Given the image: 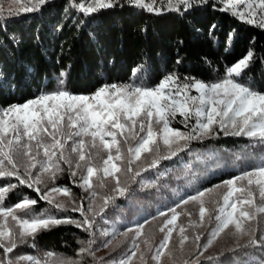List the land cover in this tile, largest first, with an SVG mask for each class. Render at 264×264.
<instances>
[{"label":"trees","instance_id":"16d2710c","mask_svg":"<svg viewBox=\"0 0 264 264\" xmlns=\"http://www.w3.org/2000/svg\"><path fill=\"white\" fill-rule=\"evenodd\" d=\"M83 2L85 0H47L39 11L19 15H10L19 9L0 11V108L24 103L59 87L73 94H91L111 83L153 86L173 72L182 78L191 76L211 83L223 77L226 67L233 65L250 48L255 60L239 79L264 91V29L220 11L221 0H194L193 7L186 11H164L159 15L136 8L127 0H119L116 7L85 15L73 7L74 3ZM182 119L177 115L172 126L186 132L195 121H188L186 128ZM217 133L213 137L191 140L170 159L160 158L169 155L160 143L159 153L145 154L139 167L137 163L129 165L127 159L119 161L123 169L119 178L129 191L125 196H116L103 212L101 208L95 212L99 214L95 215L92 238L96 243L93 246L98 242L95 233L105 223L124 232L139 219H147L150 222L143 228V240L147 239L148 247L154 250L163 234L159 228L171 215L159 216V212H168L182 197L221 185L264 160V142L258 138L225 135L219 130ZM126 145L129 143L123 145V150ZM154 158H160L159 163L149 167ZM61 166L64 171L57 175L54 185L48 176L42 177L41 190L47 191L53 186L68 187L76 204H83L86 210V193L78 186L79 175L74 183L68 165L62 163ZM20 170L23 173L22 167ZM137 171L138 176L135 175ZM93 180L98 194L114 196L105 187H99L96 178ZM9 182L18 186L8 194L4 206H14L22 198L37 201L28 213L19 212V215L83 219L78 212L70 210L74 206L72 203L65 204L68 211L57 210L41 200L33 189L19 185L15 177L0 178V186ZM223 192L224 188H219L207 194L203 198L206 206L214 209L211 201H220ZM184 206L177 211L186 213ZM198 208L188 209L192 219L199 215ZM211 215L214 217L215 212ZM154 216L156 219H152ZM185 217V214L180 215L177 224L184 225L181 220L185 221ZM252 224L257 227L256 235L259 236L264 225H257L255 221ZM213 226L214 221L209 223L206 214L204 226L188 228L187 234L190 239L200 234L202 246ZM89 238L87 232L74 225L61 224L40 232L34 241L29 238L27 244H21L10 255L43 256L53 252L56 257L74 258L80 256L77 253L83 246L79 241ZM227 238L207 252L202 250L203 247L197 249L192 239L186 252L177 256V264H185V261L196 264L197 257L199 264H217L216 258L223 264L260 259L262 253L258 249L236 247L245 244L247 236ZM120 248L125 249L126 244L122 243ZM229 249H235V252ZM84 257L95 261L90 255Z\"/></svg>","mask_w":264,"mask_h":264},{"label":"snow or ice","instance_id":"6c2138e0","mask_svg":"<svg viewBox=\"0 0 264 264\" xmlns=\"http://www.w3.org/2000/svg\"><path fill=\"white\" fill-rule=\"evenodd\" d=\"M16 2L19 4V11L10 15L39 11L47 0ZM193 2L194 0H127L128 4L157 15L164 11H186L193 7ZM221 2L223 6L220 11L228 12L246 24L264 29V0ZM118 4L119 0H85L83 3H74L73 7L88 15L116 7ZM254 60V52L250 48L233 65L226 67L223 77L211 83L191 76L182 78L173 72L165 75L153 86H145L142 83H111L102 85L91 94H73L59 87L54 91L41 93L22 104L0 108V178L15 177L19 185L33 189L41 200L47 201L57 210L68 211V207L63 202H56L54 197V194H63L74 205L70 210L83 217L73 219L56 218L52 215L21 216L19 212L28 213L37 201L22 198L14 206H4L8 194L18 185L9 182L6 186H0V219L3 221L0 223V264H80V261L72 258L56 257L53 252H46L43 256L10 255L21 244H27L29 238L34 241L40 232L61 224H72L87 232L90 238L79 241L84 246L79 248L77 254L94 257L92 246L96 241L92 238L93 226L95 215L99 213L93 211L98 196L97 184L93 178L99 181V187L105 186V178L110 177L115 181L113 192L116 195L103 198L101 212L109 203L115 201L116 196H125L128 193L129 188L122 185L119 178L123 169L117 163L124 159L120 147L122 142L128 144L130 139L135 140V145L127 149L129 165L139 161L143 153L155 151L158 154L161 142L169 155L160 158L170 159L182 151L191 140L213 137L218 134L217 130L225 135H243L264 142V91L256 90L239 79ZM193 90L198 95H192ZM177 115L183 118L181 123L186 128L190 120L195 121L193 126L186 132L173 127L172 122ZM69 141L70 149L67 148ZM98 146L107 153L101 168L96 167L91 158V149ZM18 151L26 157L23 173L15 160V153ZM73 154L77 157L75 162L71 159ZM160 158H154L149 167H155ZM62 163L68 165L73 182H77L75 178L79 174L78 186L90 193L87 210L83 204H76L68 187L53 186L47 191L41 190L40 185L44 183L42 177L46 174L53 185L55 184L57 175L64 171ZM82 168L83 171H80ZM33 170H37L35 175ZM128 171H132L131 167ZM135 175H140L139 171ZM219 188H224L220 201H211L215 207L209 209L203 198ZM190 201L199 205L198 221L191 218V213L177 211ZM213 211L214 217L211 215ZM89 213L93 214L92 218ZM169 213L170 218L165 219L159 228V231L164 233L159 246L154 252L151 246L148 248V251L152 252L151 260L154 264H162V257L168 250L173 231L177 227L181 248L189 240L186 227L177 226L176 223L182 214L189 216V228L204 226L206 214L209 223L214 221L205 244L200 245V234L192 237L197 249L203 247L204 251H207L221 234L231 230L235 236L248 237L247 242L243 245L237 244V248H255L262 253L258 260L235 264H264V229L257 236V227L252 224L255 221L257 225H264V160L251 170L243 171L221 185L198 190L186 198L182 197L175 207L169 208L168 212L161 211L158 215L168 216ZM9 219L14 226L9 225ZM149 222L145 219L143 222H137L135 229H128V232L135 233L132 250L116 264H132L139 250L137 241L143 235L145 224ZM110 243L111 241H107L104 246L107 247ZM144 243L148 244L147 239ZM229 251L235 252V249ZM167 255L171 257V251H168ZM199 255L203 256V252ZM141 259H144L143 255ZM216 259L217 264H223ZM185 264L189 262L185 261ZM196 264H199V257Z\"/></svg>","mask_w":264,"mask_h":264},{"label":"rangeland","instance_id":"374dc122","mask_svg":"<svg viewBox=\"0 0 264 264\" xmlns=\"http://www.w3.org/2000/svg\"><path fill=\"white\" fill-rule=\"evenodd\" d=\"M18 9H19V4L16 2V0H0V11H11V10H18ZM191 94L192 95H198V93H196L195 90H193ZM4 108H6V107H4ZM128 143H129V146H134L135 140L130 139L128 141ZM161 144H162V142H161ZM123 145H124V143L122 142L120 147H121L122 152L124 153V159L128 160L127 149L129 146L126 145L125 149L123 150L122 149ZM70 147H71V144H68L67 148L70 149ZM35 151H36L35 146H33V153H35ZM113 154H115L114 150H113ZM145 154L147 155V153H143L141 156V159L139 161H134L133 163H137L138 167L141 166L143 163L142 158ZM106 156H107L106 151L102 150V148L99 146L91 149L92 162L98 168L103 167L102 161H103V159L106 158ZM125 157H127V158H125ZM71 159L73 160V162H75V160L77 159L76 155L73 154ZM15 160L18 163V165L24 169V166L26 163V157H24L21 152L18 151L17 153H15ZM117 163L119 164V161ZM36 171L37 170H33L34 175H35ZM80 171H83V168ZM44 176L46 177L48 175L46 174ZM104 185H105L104 187L107 189V191H111L112 194L116 195L113 192V188L115 187V181L112 178H110V177L105 178L104 179ZM84 192L86 193L85 197H86L87 201H85V203H87V206H86V210H87L91 197H90V193L88 191L84 190ZM54 197H55L56 202H63L66 205H71L69 198L64 196L63 194H54ZM104 197H105L104 195L102 196V195L98 194V196L95 199V205L93 206L94 212L98 211L103 206V204H104L103 198ZM185 206H184L185 207L184 210L186 213L189 212L188 209L190 210L191 208L199 207L196 202H191V201ZM197 213H199V208H198ZM89 214L93 215L92 213H89ZM185 216L187 217V214H185ZM186 217H185V221L181 220V222H183L186 229H188L189 228L188 227L189 219L188 218L186 219ZM167 218H170V216ZM167 218H165V219H167ZM194 220L198 221L199 215L196 216ZM143 221H144V219H139L138 221H136V223H134L133 225L124 229V232H122V231L120 232L115 226H112L110 223L108 225L105 223L103 227H100L98 229V231L95 233L96 238H98V240H97L98 242H97L96 246H93V251L95 253V256H94L95 261L94 262H92L91 260H88V258L84 257V255L83 256H77L74 258L73 257H67V258H72L73 260L80 261V264H116L117 261L124 258V256L130 254V252L132 250V242H133V237H134L135 233L134 232H128V229L129 228L135 229L137 222H143ZM2 222H3L2 219H0V223H2ZM9 225L14 226L13 222L10 219H9ZM179 225H181V224H179ZM179 225L177 224V226H179ZM261 229H264V226H261ZM102 233H108V235H103ZM122 233H127V235H122ZM143 233H144V230H143ZM163 236H164V233L161 235V240L163 239ZM225 237H228L227 239L235 238V235L232 234L231 230H226V232L221 234V236L214 242V244L211 247H209L207 249V251H212V248L218 246V244L221 241H224ZM143 239L144 238L142 235L137 241L139 243V250L137 252V256L135 258H133L132 264H154V262L151 260L152 252L150 254L149 253L146 254L149 247H148V244L144 243ZM141 240H142V242H140ZM161 240L159 241L157 246L154 248V250L159 246ZM107 241H111V243L108 244L107 247H105L104 245H105V242H107ZM206 242H207V238L205 240V243ZM122 243L126 244V248L123 250L120 248ZM190 243H192V239L189 238V240L186 241L184 243L183 247L181 248L179 229L177 227L173 231L172 238L169 242V248H168V250H166L165 255L162 257V264H177V256L182 255L184 252H186ZM118 250H119V252H118ZM154 250H153V252H154ZM202 250L204 251V249H202ZM168 251H171V253H172L171 257H169L167 255ZM207 251H205V252H207ZM23 254H30V253H23ZM30 255H33V254H30ZM141 255L144 256L143 260L141 259Z\"/></svg>","mask_w":264,"mask_h":264}]
</instances>
